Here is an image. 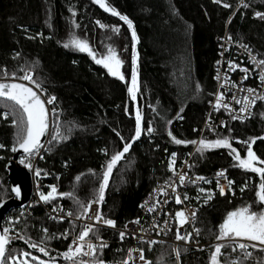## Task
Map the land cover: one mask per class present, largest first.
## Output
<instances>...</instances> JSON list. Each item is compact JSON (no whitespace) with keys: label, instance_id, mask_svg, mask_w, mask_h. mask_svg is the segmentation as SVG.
<instances>
[{"label":"trees","instance_id":"obj_1","mask_svg":"<svg viewBox=\"0 0 264 264\" xmlns=\"http://www.w3.org/2000/svg\"><path fill=\"white\" fill-rule=\"evenodd\" d=\"M240 1L222 0L218 4L213 0H106L133 22L138 37L135 51L139 88L133 100L128 88L134 41L132 30L118 16L105 11L94 0H0V70L6 69L9 78L13 72L19 77L24 74L21 68L31 66L34 79L42 83L48 96L57 98L55 104L50 105L58 113V117L52 116L51 131L59 123L60 130L69 137L60 143H47L36 160L35 155L23 156L26 163L34 160L35 169L42 170L39 178L35 176L43 181L39 193H47L49 186L55 185L58 193L73 194L57 196L47 203L43 201L45 205L60 206L74 217L82 214L80 204L86 205L96 198L106 162L123 147L116 133L125 141L131 139L139 108L145 132L113 170L100 208L104 216L115 218L119 225L138 216L139 204L147 192L156 182L171 176L170 155L175 153L178 164L194 146L176 144L172 137L184 141L197 139L207 100L214 88L215 36L226 28L232 37L248 43L264 59V20L255 16L256 12L264 13V0H245L247 8L242 7ZM224 2L231 7H223ZM97 21L105 27H100ZM113 26L119 27L118 33L112 31ZM74 38L86 40L100 55L107 54L109 47L115 49L123 61L121 72L125 80L111 76L87 52L64 47L66 43L71 45ZM0 79H5L2 72ZM5 112L13 114L8 119L0 116V145L4 146L0 148V201L12 195L7 164L14 153L11 149L26 127V124L13 125L12 121L19 122L23 113L11 101L0 98V113ZM149 126L153 128L151 133L146 131ZM261 137H264V101L255 105L249 118L229 120L224 127L206 130L201 139L228 138L232 148L246 158L247 146L241 142L256 138L252 149L264 159ZM229 151L218 147L201 153L196 148L189 159L190 172L206 173L222 166L234 167L232 193L220 195L216 191L207 203L195 202L194 223L200 230L197 239L201 242L216 240L220 224L233 210L251 206L252 211H264V204L257 201L256 195L260 176L239 167ZM26 208L32 213L20 215L22 209L15 208L6 216L4 227L11 225V243L6 257L11 254L23 261L25 258L20 253L29 252L48 264L85 261L83 256L73 261L62 255L83 229L81 222L50 218L37 198H32ZM64 233L68 234L67 238H63ZM18 235L24 239L17 238ZM103 238L107 247L98 252L96 259L106 264L109 260L127 258L131 243L120 242V233L106 230ZM25 240L45 247L49 255L29 247ZM138 248L151 264H177L168 242L151 247L139 244ZM213 248L178 246L179 264H210ZM249 251L253 255L243 264L264 261L263 252ZM223 252L222 259L229 264L232 259H243L242 254L232 252L231 247ZM27 259L31 261V257ZM5 264L15 262L6 259ZM31 264L38 262L31 261Z\"/></svg>","mask_w":264,"mask_h":264},{"label":"snow or ice","instance_id":"obj_2","mask_svg":"<svg viewBox=\"0 0 264 264\" xmlns=\"http://www.w3.org/2000/svg\"><path fill=\"white\" fill-rule=\"evenodd\" d=\"M95 3H97L102 9H104L107 12H110L114 16H118L120 20L124 21L128 28L132 30V38L134 41L133 44V60H132V77H131V86L128 88V92L133 100L136 99V93L139 88V81H138V53L135 51V44L138 43V37L136 35L133 22L126 16L119 13L114 7H111L106 0H94ZM214 3H222V0H213ZM225 8H230L231 5L227 2H224L222 4ZM241 6L244 8H247L249 5L245 2V0H241ZM235 14V13H233ZM73 16H75V12H73ZM255 16L259 19L264 20V13L256 12ZM231 22V19L229 20V23ZM75 23V22H73ZM97 24L100 27H105L103 24H101L99 21H97ZM76 27H79V25H76ZM112 31L118 33L119 27L113 26ZM229 40H231V37L229 36ZM75 47L81 52H87L97 64L102 65L105 69H107L108 73L120 79L121 81L125 80V76L121 72V68L123 65V61L119 58L118 53L115 51V49L109 47L108 52L106 55L101 56L100 58H97L96 54L91 49L89 43L86 40L76 38L72 41L71 45L66 43L64 44V47ZM242 47L247 48V45H241ZM19 55V54H17ZM251 60L254 64H256L257 67L264 66V59L256 60L255 57H251ZM237 68H239L240 71L245 73L244 79L248 78V72L249 69L242 68L239 65L234 64L233 62L228 63V71H236ZM24 74L22 76L17 77L16 73H11L12 79H19L23 81H28L30 84L35 85V88L39 91L40 94H38V91H34L32 87L27 86L23 83H0V98L11 101L13 105H15L22 113V117L19 120H13L12 123L14 126H19L20 124H26V127L22 129L23 135L18 136L17 144L13 146L11 149L13 152L16 151H23V153L27 154V156L36 155L39 153L40 149L45 147L44 143H42V139L46 136H50V139L47 141L49 145H52L53 142L60 143L69 137L65 135L60 130L59 123L55 124L52 128V131L50 132V124H49V116L50 114L52 116H57L58 113L55 108L49 109L47 105H54L56 102V97L54 95L48 96L47 90L43 88L41 82H37L34 79V70L31 66L27 68H21L20 69ZM2 72L3 78H9V73L6 69L0 70ZM217 79H219V76H217ZM260 80L264 82V73L260 75ZM225 82H228V76L225 75ZM197 87H199L197 85ZM223 87V85H222ZM246 91L249 94H252L255 92V89H246ZM41 95H45L46 99H41ZM223 94L217 95L216 98V105L215 107L217 110L221 106L224 108H228L229 105L222 104ZM233 99L236 100L235 96H233ZM256 100H264V95H255L252 96L251 99H249V96H245L243 98V107L239 109V112L244 113L246 112L250 106H254L256 103ZM236 103L240 104L242 103L241 100H236ZM11 112H5L0 113V116H2L4 119H8L9 115H12ZM240 117L233 116V119H237ZM135 130L134 134L131 137L130 140L125 141V138L123 136H120V133L117 132L116 135L120 137L121 143L123 144V147L116 151L110 159L106 162V165L104 167L102 180L99 184L98 188V195L96 198H94L92 201L85 204H80V207L83 209L82 214L76 215V219H87L89 217V213L92 211V205H97V208L95 210V215L93 218V224L84 225L83 229L80 231V233L77 235L76 239L73 240L72 245L69 246L68 250L64 252L62 255L67 260H75L78 256H90L93 257V260L91 261V264H104L102 260L96 259L98 252H102V250L107 247L106 243L100 239V237L97 235L96 239L100 240L99 244H93L91 242H88L85 244L84 242L86 239L90 236V234H94L97 232V229L95 228L96 224L103 223L106 226L109 227H116V222L112 219H106L103 215V213L100 211L99 205L103 203L105 198V191L109 185V181L111 178V174L113 170L116 168V166L119 164L121 160L125 158V155L130 151L132 144L141 137V135L145 132V129L143 127V117L142 114L137 108V111L135 113ZM171 123V121H169ZM71 129H69V132ZM147 133L153 132V128L151 126L147 127L146 129ZM169 135L171 136V132H169ZM173 141L176 144H199V147L197 148L198 152H203L207 149L211 148H218V147H225L228 148L229 155L233 157L234 160L238 161V166L246 171H251L253 173H257L260 176V183L257 188V201L260 204H264V167L257 166V165H264V159H260L255 152L252 149V144L255 142L256 138H251L250 141H242L241 143H244L247 146L246 150V158H242L240 152H238L235 148H232L231 142L228 138L223 139H217L215 141H206L204 139H201L199 142L197 141H184L180 139H176L175 137H172ZM259 139H264V137H261ZM3 145H0V148H3ZM105 154L107 155V150H105ZM42 158V157H41ZM21 163H24L23 160H21ZM175 164V153L172 154V161L171 165ZM26 167H29L31 169L32 165L31 163L27 164ZM173 172H175L174 167L172 168ZM34 174L36 177H40L42 174V170L37 168L34 171ZM46 174V173H45ZM217 187L219 188L220 195H225V188L224 186L220 185L219 177H223L225 180H227V185L229 187V190H231V185L234 183L232 180H228L226 175V170H222L218 172L217 174ZM187 174H181L179 175V184L182 186L184 185L186 181ZM80 178L77 177V180ZM197 180H205L204 177H196ZM193 183L195 181H192ZM209 182L210 181H205ZM50 191L47 193L40 192V199L44 202H49L51 200H54L57 198V196L63 197V196H72V193H58L57 187L55 185L49 186ZM168 187L172 188L173 192H176V185L175 183L168 185ZM247 187V184L244 186V188ZM244 188H241V191H244ZM12 191L16 194L17 197L20 196V189L19 187H13ZM160 194L166 196L168 193L165 191V189L161 188ZM200 191L203 193L205 190L203 188L200 189ZM213 198V193L209 192L206 195V198L204 200V203H207L208 200H211ZM188 197L185 194L183 200L181 199L180 195L177 193L175 196V202L177 204H183L184 200H187ZM166 202V201H165ZM79 203V201H78ZM157 204L160 203L159 200L156 202ZM144 205H142L143 207ZM57 209H53V211H56ZM62 211V209H60ZM155 205L153 207L149 208V211H154ZM67 215L72 216L73 213L69 212ZM176 222L179 225V227L176 230V239L182 240L187 242H191L193 238V233H186L184 235L181 234L180 229L184 226V224L188 223L189 218L186 216L185 212L183 210L177 211L175 213ZM196 218V212L194 211L192 213L191 219L195 220ZM59 219H63V217H60ZM134 223L139 224L140 221L137 219L134 221ZM155 227V226H154ZM127 228V226H125ZM45 232H47V229H44ZM10 232V229L4 228L2 232H0V264H5V260L15 262V264H31V261H37L38 264H48V261L41 260L37 256H33L29 252H21L20 255L24 257L25 259L23 261H19L17 257L9 254L6 257V250L8 244L11 243V237H9L7 234ZM193 232L195 235H199L200 230L199 229H193ZM159 234V233H158ZM67 233L62 234L63 238H67ZM127 233L120 232V237L123 240L126 237ZM19 239H24L23 236H17ZM216 239L218 241H231V244H225V243H217L212 251V254L210 256V264H229V262L226 259H222L224 257L223 249L226 247H231L232 252H236L239 250L242 253L243 259H232L230 264H243L244 261L250 259L253 255L252 251H249V249H253L256 251L264 252V211H252L251 206H245L237 210H233L229 212L224 219L223 223L219 226V233L216 236ZM238 241H247L249 243L244 242H238ZM25 243L28 244L29 247L36 249L37 251L43 253L45 256H48L49 253L46 250L45 247L41 246L40 244L36 242H30V240H25ZM41 243H43L41 241ZM150 243H157L156 241H151ZM85 247H87V251H85ZM139 252V260L145 261V257L143 254V250L139 249L137 250ZM176 256L179 258L180 251L176 250ZM31 257V261H29L27 258ZM80 264H89L88 261H80ZM122 264H135V258L132 255V250H129L127 258L122 261ZM145 264H151L150 261H145ZM259 264H264V261H260Z\"/></svg>","mask_w":264,"mask_h":264},{"label":"built area","instance_id":"obj_3","mask_svg":"<svg viewBox=\"0 0 264 264\" xmlns=\"http://www.w3.org/2000/svg\"><path fill=\"white\" fill-rule=\"evenodd\" d=\"M241 3V1H240ZM229 36L231 40H229ZM215 41L217 43V54L214 63V69L212 78L214 81V88L211 96L207 100L206 109L204 112L203 120L201 126L198 130V136L196 141L198 142L201 139L202 134L206 130H213L218 127H224L229 120H245L252 115L255 105L258 102L264 100H256L254 106H250L249 109L241 113L239 109L243 107V98L245 96H249V99L255 95H264V82L260 80V75L264 73V66L257 67L251 60V57H255L256 60L262 59L258 52L253 50L251 46L245 41L236 39L231 36V34L225 28L222 33L217 34L215 36ZM241 45H247V48L242 47ZM233 62L236 65H239L242 68L249 69L248 78L244 79L245 73L240 71L237 68L236 71H228V63ZM228 76V82H225V75ZM219 76V79H217ZM223 85V87H222ZM255 89V92L249 94L246 89ZM223 94V98L221 103L229 105L228 108H224L221 106L219 110L215 107L217 95ZM235 96L236 100H241L242 103H236V100L233 99ZM233 116H237L240 118L233 119ZM195 147L192 148L191 151L187 152L186 155L182 158V160L178 164H174L169 167L172 171L171 176L167 179L156 182L153 187L147 192L143 200L139 204V214L138 216L128 219L124 225H119L117 220L110 216H104L106 219H112L116 222V227H109L104 225L103 223L96 224L95 228L97 232L94 237H88L84 242L87 244L91 242L93 244H99L100 240L96 239L98 235L100 239L104 241L103 233L106 230H111L115 232H125L127 233L126 237L122 240L120 237V242L129 241L131 243L132 255L135 258V264H142L143 261L139 260V244H146L148 246H153L154 244L161 242H168L172 245L174 251V257L179 264V258L176 256V250L178 246H185L190 249H203L209 246H215L217 243H225L231 244V241H218L213 240L210 242H201L197 239V235L193 232L195 228V220L191 219L192 213L196 212V203L199 204L204 203L206 195L211 192L213 195L216 191L219 192V188L217 187V173L226 170V175L228 180L234 181V167L232 166H222L215 169L212 172H190L189 170V159L194 152ZM41 154V152L39 153ZM33 169L35 170V162L32 164ZM174 167L175 172H173L172 168ZM187 174L186 181L184 185L179 184V175ZM196 177H204L205 180H197ZM192 181H195L194 183ZM205 181H210L205 182ZM220 185L224 186L225 192H233V184L231 185V190L227 185V180L223 177H219ZM175 183L176 192L172 191L171 187L168 185ZM43 186V181L41 179H37L34 177V196L33 198H37L44 208L49 213L50 218L59 219L63 217V219H71L81 222L83 225L93 224V218L95 215V210L97 205H92V211L88 214L90 218L87 219H76L74 216L67 215V211L61 208L60 206H47L40 199L39 189ZM163 188L168 193L166 196L160 194V189ZM203 188L205 192H201L200 189ZM179 194L181 199L183 200L184 195L186 194L188 199L184 200L183 204H177L175 202L176 194ZM93 199L89 200L92 201ZM157 200L160 201L157 204ZM166 201V202H165ZM210 201V200H208ZM207 201V202H208ZM142 205H144L142 207ZM155 205L154 211H149V208ZM57 209L53 211V209ZM101 208V204L99 205ZM62 209V211L60 210ZM183 210L186 216L189 218L188 223L184 224V226L180 229L181 234L184 235L186 233H193V238L191 242H185L182 240L176 239V230L179 225L176 222L175 213L177 211ZM25 213L31 214V210L29 208H23L20 212V215H24ZM139 219L140 223L136 224L134 221ZM127 226V228H125ZM155 226V227H154ZM196 229V228H195ZM159 233V234H158ZM172 234L173 237L170 238L169 235ZM77 236L73 238L76 239ZM151 241H156L157 243H150ZM244 242L246 241H238ZM73 243V242H72ZM71 243V245H72ZM85 251H87V247H85ZM237 253L242 254L239 250ZM85 261H91L93 257L83 256ZM106 264H122V261L109 260Z\"/></svg>","mask_w":264,"mask_h":264},{"label":"water","instance_id":"obj_4","mask_svg":"<svg viewBox=\"0 0 264 264\" xmlns=\"http://www.w3.org/2000/svg\"><path fill=\"white\" fill-rule=\"evenodd\" d=\"M0 83H23L29 87H32L34 91H38L35 88V85L30 84L28 81H23L19 79H12V78L0 79ZM38 94H40L39 91ZM41 99H46V96L41 95ZM47 107L51 110L50 105H47ZM49 124H50L49 131L51 132V126H52L51 114L49 116ZM49 137L50 136H46L45 138L42 139V143H44L45 146L47 144ZM44 148L45 147L41 148L39 153L42 152ZM23 155L26 154L23 153L22 150L14 152L7 164L8 178L11 183V190L13 189V187H19L20 196L17 197L16 194L12 191V195L10 197L0 201V232H2V230L5 228L4 221L6 220V216L8 215V213L15 208H21V209L25 208L31 202L34 196V177H35L34 169L33 167H31L30 169L29 167H26L27 164L21 163V158L23 157Z\"/></svg>","mask_w":264,"mask_h":264},{"label":"rangeland","instance_id":"obj_5","mask_svg":"<svg viewBox=\"0 0 264 264\" xmlns=\"http://www.w3.org/2000/svg\"><path fill=\"white\" fill-rule=\"evenodd\" d=\"M74 39H76V38H74ZM74 39H73V40H74ZM89 45H90V44H89ZM90 47H91V46H90ZM91 49H92V48H91ZM92 50H93V49H92ZM93 52L96 54L97 58H100L101 56L106 55V54H104V55L97 54L94 50H93ZM200 140H201V139H200ZM200 140H199V141H200ZM199 141H198V142H199ZM198 146H199V144L197 143V144H194L193 147H195V149H196V148H198ZM172 154H173V153H172ZM172 154L170 155V157H169V159H168V161H169V165H168V166H169V167H170V165H171V161H172ZM39 155H40V154H36L35 157H34V160H35L36 157H38ZM23 156H24V155H23ZM21 160L24 161V157H22ZM34 160H32L30 163L32 164ZM24 164H29V163H26V162L24 161ZM257 166H258V165H257ZM10 227H11V225H10ZM10 227H7V228L10 229ZM8 235L10 236V233H8ZM246 242H247V241H246ZM247 243H249V242H247ZM263 254H264V252H263Z\"/></svg>","mask_w":264,"mask_h":264}]
</instances>
